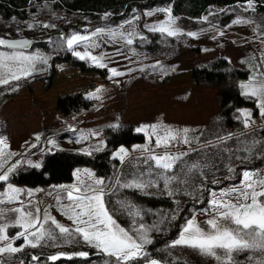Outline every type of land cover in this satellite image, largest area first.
<instances>
[{
    "label": "rangeland",
    "instance_id": "rangeland-1",
    "mask_svg": "<svg viewBox=\"0 0 264 264\" xmlns=\"http://www.w3.org/2000/svg\"><path fill=\"white\" fill-rule=\"evenodd\" d=\"M45 24L54 27L45 28ZM161 25L173 28L177 34L169 36L167 32L151 30ZM97 29L103 31L97 32ZM74 34L89 39L69 50L66 41ZM0 38L47 42L45 48L0 46V77L10 81L0 84V174L15 166L8 181L0 182V227L6 226L9 236L8 241H0V247L7 243L22 247L17 253L0 254V264H117L114 257L85 243L79 234H60L50 221L42 219L47 214L74 230L78 225L68 216L73 214L69 208H75L76 202L70 201L67 193L83 195L88 185L95 186L96 179L103 181L104 203L116 223L138 242L137 229L143 224L142 231L151 241L128 264H151L152 260L158 264H221L215 257L196 249L172 244L193 219L197 226L210 232L206 221L219 215L211 201L222 198L223 202L238 203L234 197H222V193L243 187L245 171L254 180L264 179V138L261 136L264 115L260 107L264 97L244 94L254 105L237 109L234 117L238 125L230 129L220 114L219 101V92L227 84L195 86L191 69L225 58L234 68L247 71V76L239 81L240 87L259 86L264 81V14L257 12L255 4L251 1L250 5L245 2L212 6L197 18L174 16L169 5H162L115 20L109 14L84 16L41 2L31 5L30 16L25 20H5L0 16ZM128 39L132 44L127 43ZM74 51H88L99 59L81 60L73 55ZM67 53L83 61L84 66L59 58ZM98 63L106 67H99ZM84 67L105 70L106 77ZM113 68L123 74L113 76ZM13 72L20 76L19 80L11 79ZM241 89L243 93L247 91ZM78 92L94 99V107L65 117L57 110L58 98ZM245 113L250 115L246 117ZM246 120L248 127H245ZM129 125H133L136 133L143 134L144 141L120 145L113 150L111 175H99L90 167L79 166L69 183L31 187L11 181L14 173L40 168L47 155L56 150L94 156L108 148L112 130ZM153 125L158 134L152 132ZM164 129L178 133V138L170 140L167 147H156V140L164 135ZM184 129L188 131L185 133ZM121 148L127 153L123 159ZM166 153L181 157L171 170L157 167L150 159L152 155ZM36 164L40 167H35ZM193 164L197 167L191 168ZM9 184L18 191L11 192ZM135 184L145 187L136 188ZM76 188L81 191L76 192ZM136 193L170 195L176 205L164 214L159 212V219L153 220V210L140 202ZM183 207L187 212L180 229L151 247L155 235H168L171 223ZM16 208L21 212L12 211ZM26 213L41 217L43 229L40 230H52L55 238L45 237L35 248L26 246L22 238L13 239L17 233L24 232L32 240L29 233L38 230V226H14ZM216 251L223 256V250ZM80 252L88 255L81 257L77 255ZM52 255L60 258L52 261L49 259ZM232 255L234 264H257L264 260V251L260 250ZM33 256L38 259H32Z\"/></svg>",
    "mask_w": 264,
    "mask_h": 264
},
{
    "label": "snow or ice",
    "instance_id": "snow-or-ice-1",
    "mask_svg": "<svg viewBox=\"0 0 264 264\" xmlns=\"http://www.w3.org/2000/svg\"><path fill=\"white\" fill-rule=\"evenodd\" d=\"M251 0H249V5ZM168 11V10H164ZM207 20V17H204ZM239 23L240 21H236ZM45 28L54 27V25H43ZM31 27V25H29ZM153 31L167 32L169 36L177 34V31L171 27H165L161 25L158 28L151 29ZM97 32H102V29H97ZM190 36H195L196 33H188ZM88 36L74 34L67 39L66 44L69 50H72L75 45L82 41L88 40ZM132 40L128 39L127 43L132 44ZM28 41H9L0 38V46H7L8 48L16 47H27ZM73 55L79 57L81 60L91 59L93 61H98V57L92 56L88 51L83 53L79 51H74ZM24 60H32V57H23ZM99 67H106L102 63H98ZM25 74H30L27 69H22ZM113 76H119L123 73L116 71L115 68L111 69ZM12 80H19L20 76L15 72L11 73ZM10 81L7 77H0V84H9ZM242 88L247 89L245 95H253L264 97V81L259 83V86H254L252 84L241 85ZM262 109L261 114L264 115V101L260 104ZM246 117L249 113L244 114ZM245 127H248L247 120L245 121ZM139 131V129H138ZM164 135L158 136L156 140V147H167L170 140H176L178 138V133H174L171 130L164 129ZM185 133L187 129L183 130ZM152 132L157 133V127L152 126ZM188 141L185 140V143ZM2 143V141H0ZM121 159L127 153L123 148L120 149ZM187 153H185L186 155ZM151 160L155 161L157 167L164 170H171L177 160L181 157L170 156L167 153L160 156L152 155ZM35 167H40L39 164L34 165ZM14 167H9L6 171L0 174V182H6L9 178V173L14 171ZM197 165H191V168H195ZM231 170V169H230ZM95 186L88 185L86 191L83 195L74 196L72 191H68L67 196L70 201H75V208H69L73 214L68 216L69 220H72L78 226L73 230L64 227L58 223L54 218H51L45 214L42 218L44 221H50L51 225L55 226V229L59 230L60 234H67L72 236L73 232L82 236L85 243L100 249L102 252L109 256H112L117 261V264H128L129 261L136 259L141 255L143 251V245L151 243L147 238V233L142 231L144 225L140 224L137 229V233L140 238V242L132 235L129 234L127 230L120 227L116 221L113 219L112 215L109 213L107 207L104 203V188L103 181L100 179L95 180ZM167 185V181L165 182ZM132 186V185H129ZM136 188H143L145 185L135 184ZM11 192L16 193L18 190L14 189L11 184L8 185ZM259 189V190H258ZM76 192H80V188L75 189ZM234 197L238 203L223 202L221 200H213L211 204L215 208L219 215L206 221L207 225L210 227V232H205L199 226L195 224L194 219L188 221L187 226L183 229L180 237L175 240L172 244L173 247L181 245L192 249L198 250L200 253L208 256L215 257L221 264H234L233 253L244 252L247 250H260L264 251V179L254 180L253 175L248 171L243 173V187L234 188L232 192L222 193V197ZM15 197H9V199H14ZM75 209H80L76 212ZM14 212H21L20 208L13 209ZM39 209L36 210L39 213ZM139 215V213H135ZM32 217V219H28ZM229 225H235V227H230ZM14 226H20L25 228H32L38 226L36 232H30L29 235L32 236V240H29V236L25 235L24 232L17 233L16 237L13 239L22 238L26 246H31L35 248L39 245V242L45 237L53 239L54 233L52 230L43 229V224L41 223V217H33L32 213H26L16 220ZM9 236L6 234V226L0 227V241H8ZM33 240L35 242H33ZM217 249L223 250V256L217 254ZM22 251V247H14L12 243H7L5 247H0V254L2 253H17ZM63 256V254H60ZM77 255L84 257L88 253L80 252ZM60 256L52 255L49 257L50 260L56 261ZM32 259H38L33 256ZM251 260L252 258L249 257ZM151 264H158L156 260H152ZM257 264H264V260H260Z\"/></svg>",
    "mask_w": 264,
    "mask_h": 264
},
{
    "label": "trees",
    "instance_id": "trees-1",
    "mask_svg": "<svg viewBox=\"0 0 264 264\" xmlns=\"http://www.w3.org/2000/svg\"><path fill=\"white\" fill-rule=\"evenodd\" d=\"M251 1L255 4L257 12L264 14V0ZM41 2L52 3L55 8L68 13H81L84 16L91 17L109 14L113 19L121 20L129 18L136 11L162 5H169L174 16L186 15L191 18H197L212 6L233 5L249 2V0H0V16L5 20L12 18L25 20L30 16L31 5ZM46 46L47 42L42 39L33 41L31 45L33 48H45ZM59 58L64 62L84 66L83 61L72 56L70 53ZM84 68L85 70H97L106 77L105 70L97 67ZM246 76L247 71L234 68L225 58H217L209 64L195 66L191 69V78L195 86H223L227 84L219 92V101L221 107L220 114L224 118L225 126L230 129L238 125L234 117L236 110L254 105L253 101L245 97L239 86V81ZM50 84L49 82L48 88H50ZM94 105L95 100L86 97L83 92L68 94L59 97L57 100V110L65 117L91 109ZM110 134L108 148L98 152L94 156L77 151L56 150L47 155L40 168H32L14 173L11 176V181L18 185L31 187L69 183L73 181L74 170L79 166L90 167L99 175H111L114 172L113 150L120 145L143 142L144 136L142 133H136L133 125L119 127L112 130ZM261 136L264 138V128L261 129ZM135 197L153 210V220L159 219V212L164 214L169 211L170 207L176 205L175 199L170 195L136 193ZM186 212V207H183L178 212L174 222L171 223L168 235H155L151 247L156 243H160L163 239L173 236L180 229L181 220L184 218ZM159 259L163 261L160 255ZM176 264L185 263L177 262Z\"/></svg>",
    "mask_w": 264,
    "mask_h": 264
},
{
    "label": "water",
    "instance_id": "water-1",
    "mask_svg": "<svg viewBox=\"0 0 264 264\" xmlns=\"http://www.w3.org/2000/svg\"><path fill=\"white\" fill-rule=\"evenodd\" d=\"M6 40H9V41H28L29 44L27 47H16V48H11V49H23V48H28L32 45V40L31 39H27V38H7ZM6 48H8L6 45L4 46Z\"/></svg>",
    "mask_w": 264,
    "mask_h": 264
}]
</instances>
